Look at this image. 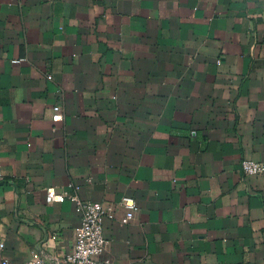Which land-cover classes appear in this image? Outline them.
Masks as SVG:
<instances>
[{"label": "crops", "instance_id": "0c3cea01", "mask_svg": "<svg viewBox=\"0 0 264 264\" xmlns=\"http://www.w3.org/2000/svg\"><path fill=\"white\" fill-rule=\"evenodd\" d=\"M245 157L264 163V0H0V264L72 248L76 203L47 186L112 204L115 264H264Z\"/></svg>", "mask_w": 264, "mask_h": 264}, {"label": "built area", "instance_id": "2783aa9c", "mask_svg": "<svg viewBox=\"0 0 264 264\" xmlns=\"http://www.w3.org/2000/svg\"><path fill=\"white\" fill-rule=\"evenodd\" d=\"M22 58H15L19 61ZM53 120L63 117V106L60 103L53 105ZM241 165L246 173H261L264 171V163L260 160L245 157L241 160ZM2 170L0 166V178ZM77 189L78 185L72 183ZM71 198L76 203V208L80 214V221L74 226V240L72 248L65 254L49 256L44 253H35L30 258L25 259L22 264H115L107 258L102 257L107 238L103 233V216L111 213L112 204L104 203L100 200L82 198L76 191L66 189L56 191L53 186L46 187L47 201L63 200ZM126 207L123 220L127 221L132 217L138 205L135 198L125 194L121 198ZM8 259H3L2 264H9Z\"/></svg>", "mask_w": 264, "mask_h": 264}]
</instances>
